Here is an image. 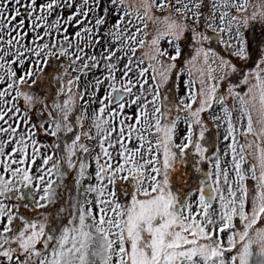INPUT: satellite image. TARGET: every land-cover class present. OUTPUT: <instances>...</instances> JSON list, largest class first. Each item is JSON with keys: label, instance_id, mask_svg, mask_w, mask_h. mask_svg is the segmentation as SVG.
<instances>
[{"label": "snow or ice", "instance_id": "6c2138e0", "mask_svg": "<svg viewBox=\"0 0 264 264\" xmlns=\"http://www.w3.org/2000/svg\"><path fill=\"white\" fill-rule=\"evenodd\" d=\"M0 264H264V0H0Z\"/></svg>", "mask_w": 264, "mask_h": 264}, {"label": "rangeland", "instance_id": "374dc122", "mask_svg": "<svg viewBox=\"0 0 264 264\" xmlns=\"http://www.w3.org/2000/svg\"><path fill=\"white\" fill-rule=\"evenodd\" d=\"M259 2H260V0H253V3H259ZM130 3H135V2L130 0Z\"/></svg>", "mask_w": 264, "mask_h": 264}, {"label": "trees", "instance_id": "16d2710c", "mask_svg": "<svg viewBox=\"0 0 264 264\" xmlns=\"http://www.w3.org/2000/svg\"><path fill=\"white\" fill-rule=\"evenodd\" d=\"M220 147H221V149H223V145H221Z\"/></svg>", "mask_w": 264, "mask_h": 264}, {"label": "bare ground", "instance_id": "6f19581e", "mask_svg": "<svg viewBox=\"0 0 264 264\" xmlns=\"http://www.w3.org/2000/svg\"><path fill=\"white\" fill-rule=\"evenodd\" d=\"M131 1L135 2V0H131Z\"/></svg>", "mask_w": 264, "mask_h": 264}]
</instances>
